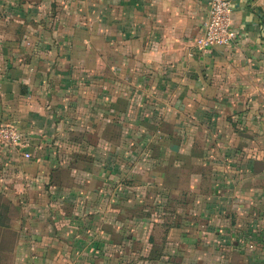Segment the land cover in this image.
<instances>
[{"label": "crops", "instance_id": "1", "mask_svg": "<svg viewBox=\"0 0 264 264\" xmlns=\"http://www.w3.org/2000/svg\"><path fill=\"white\" fill-rule=\"evenodd\" d=\"M230 6L199 51L206 0H0V264H264V0Z\"/></svg>", "mask_w": 264, "mask_h": 264}, {"label": "built area", "instance_id": "2", "mask_svg": "<svg viewBox=\"0 0 264 264\" xmlns=\"http://www.w3.org/2000/svg\"><path fill=\"white\" fill-rule=\"evenodd\" d=\"M207 18L202 34L193 40V47L199 51L212 47L231 46L236 39L230 18V0H206ZM0 146L22 150L26 147L22 134L9 125H0ZM24 158H29L25 153Z\"/></svg>", "mask_w": 264, "mask_h": 264}]
</instances>
